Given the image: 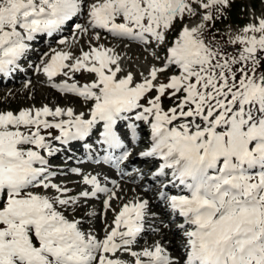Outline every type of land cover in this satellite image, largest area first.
Masks as SVG:
<instances>
[{"label":"snow or ice","instance_id":"6c2138e0","mask_svg":"<svg viewBox=\"0 0 264 264\" xmlns=\"http://www.w3.org/2000/svg\"><path fill=\"white\" fill-rule=\"evenodd\" d=\"M230 3L0 0L4 78L19 68L38 34L51 37L82 14L88 26L74 24L82 33L104 30L113 38L166 46L163 63L138 73L139 80L130 71L118 76L121 57L104 44L75 59L70 51L52 49L36 70L52 88L90 102L87 118L71 107L47 104L0 111V264H264V16L228 37L225 44L238 46L229 51L211 28ZM190 18L198 22L189 23ZM170 32L175 38L169 42ZM152 55L161 59L155 51ZM82 71L95 78L82 86L53 82L61 73ZM165 99L172 105L165 108ZM121 122H127L126 129ZM137 122L148 125L151 141L139 155L162 159L154 175L167 184L159 196L183 218L177 226L179 255L159 241L134 247L144 231L148 200L128 201L115 212L111 201L117 192L97 175L52 164L62 150L71 151V142L98 133L106 146L104 161L119 167L131 152L115 151L125 147L122 137L129 130L137 138ZM70 173L85 187L77 184L74 191L66 181ZM168 184L180 194L164 191ZM101 193L104 210L115 212L102 237L91 226L95 210L85 218L66 214L87 208Z\"/></svg>","mask_w":264,"mask_h":264},{"label":"rangeland","instance_id":"374dc122","mask_svg":"<svg viewBox=\"0 0 264 264\" xmlns=\"http://www.w3.org/2000/svg\"><path fill=\"white\" fill-rule=\"evenodd\" d=\"M235 3L231 1L230 8L233 9L234 5H239L240 7L237 9V14H239V17L243 18V22L237 23V21H234L233 19H223V33L229 36H233L236 33L239 32V30L245 26L247 23L252 22L255 17L264 16V0H235ZM245 4V8L243 4ZM251 3L254 4V6L251 5ZM246 9V10H245ZM231 12V16L236 19V11L235 10H229ZM246 12V13H244ZM189 23H196L198 22V18H190ZM179 27V25L177 26ZM96 33H81L79 32L75 36V41L77 42L74 45V48L70 50L72 53L73 58H76L80 56L81 51H88L93 46H99L100 44H104L105 47L114 48L116 54H118L120 59V66L122 68V72L118 74L123 75L127 72H132L136 78V80L140 79V76L138 73L140 72H147V69L152 65L156 64L157 66H160L162 64V54L160 56V52L163 53V48L161 47H155L154 45L149 47H144L141 45L136 44H126L123 42H117L116 40H113L105 35H100V39L97 40L95 38ZM66 48V47H65ZM125 48H129L130 50H127ZM82 49V50H81ZM155 51L156 56L160 57L161 59H156L152 53ZM28 64V63H27ZM27 67V65H25ZM31 78L29 79L28 86L23 82L22 84L18 85H9L7 87H0V111H19L23 108H36V107H42L43 103H49L53 104L58 102L59 104H62L63 106H74L76 113H79L81 108L84 105V101L79 100L78 98L72 97L70 95L61 96L52 89L48 87L46 84V81L43 79H40L41 77L38 75L37 77H33V73L31 74ZM64 76V75H63ZM66 77V76H64ZM70 79H81L88 81L89 79H93V76H90V74L84 73L83 71L80 73L72 74L70 73L68 77ZM161 79H164V76L160 77ZM11 90H16L18 92V95L11 99V94L9 93ZM10 94V95H9ZM6 95L8 96V99H6ZM91 107L90 103H87L85 106V109H82L83 111H86V116H88V111ZM143 165V162L140 163ZM147 167L143 166V168ZM105 172H108L107 169L104 171L101 169V167H91L88 165H85L82 168L83 174H91V175H97L98 178L101 180L102 183H106L109 188H114V191L117 192V198H114L111 201L112 209H115V212H117L120 207L123 206L124 203H127L128 201H134L137 198L138 199H145L144 196V187L138 186L137 183H133L131 180L128 179H120L118 182H116L115 186H111V181L113 180L112 173L105 174ZM105 177H107V180H105ZM115 177V176H114ZM71 178H73L71 180ZM61 179V178H60ZM115 179H117L115 177ZM71 181L76 180V183H73L69 185L70 187H73L74 191H78L79 189L75 186L77 184H80L79 176H70ZM133 183V184H132ZM149 183H145L144 186L148 185ZM80 187H85L84 185L80 184ZM90 187V186H88ZM105 197V194L101 193L99 194L98 198H91L90 203L85 207H80L77 211L74 213L71 209H69L68 214L69 216L75 215L77 218H85L86 214L90 210H95L97 213L96 217L91 219V226L94 228V231L97 232L101 237L104 233V228L106 225H111L112 221L114 219L115 212L112 209H109L107 211H103L101 199ZM158 203V202H157ZM152 207V206H151ZM150 207V208H151ZM166 210H162V213H166ZM152 212V211H151ZM153 224V223H152ZM88 225L86 224L85 227ZM165 228H167L166 233H163V240H168L169 236L171 235H178L177 229H174L170 232V227L165 223L163 224ZM159 231L155 232L154 234H150V239H143L138 242V247L141 245H152L154 242L159 241L161 243V238L157 234ZM161 234V231H160ZM181 241L182 238H178L177 242L179 243V246L176 245L177 243H174V238L170 239L167 243L169 246H172L173 248H178L179 252L181 250ZM162 244V243H161ZM175 244V246H174ZM164 245V244H162ZM167 248V247H166ZM171 248V247H170ZM180 248V249H179ZM172 249V248H171ZM167 250L171 253V250L167 248ZM174 250V249H173ZM173 254V253H172ZM117 255H121L118 253ZM175 256V255H174ZM122 258L129 259L127 255H123Z\"/></svg>","mask_w":264,"mask_h":264},{"label":"bare ground","instance_id":"6f19581e","mask_svg":"<svg viewBox=\"0 0 264 264\" xmlns=\"http://www.w3.org/2000/svg\"><path fill=\"white\" fill-rule=\"evenodd\" d=\"M115 186V185H114ZM145 196V195H144ZM155 202V201H154ZM157 203V202H156ZM158 203H159V201H158ZM166 212V211H165ZM149 221V219H148V216L146 215V217H145V221L144 222H148ZM177 229V228H176ZM178 231V230H177ZM177 245V244H176ZM174 246H175V244H174ZM180 249V248H179ZM174 252H179V250H178V248H177V246H176V248H174ZM180 252H181V250H180ZM179 252V253H180ZM176 254V253H175Z\"/></svg>","mask_w":264,"mask_h":264}]
</instances>
